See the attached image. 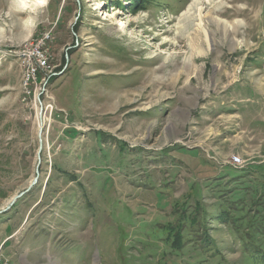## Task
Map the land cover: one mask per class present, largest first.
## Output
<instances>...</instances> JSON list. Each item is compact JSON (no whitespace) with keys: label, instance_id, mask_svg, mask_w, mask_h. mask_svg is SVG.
<instances>
[{"label":"rangeland","instance_id":"rangeland-1","mask_svg":"<svg viewBox=\"0 0 264 264\" xmlns=\"http://www.w3.org/2000/svg\"><path fill=\"white\" fill-rule=\"evenodd\" d=\"M39 1L0 0V264H264V0Z\"/></svg>","mask_w":264,"mask_h":264},{"label":"built area","instance_id":"built-area-1","mask_svg":"<svg viewBox=\"0 0 264 264\" xmlns=\"http://www.w3.org/2000/svg\"><path fill=\"white\" fill-rule=\"evenodd\" d=\"M39 43H40V41H38V43L36 45L39 46ZM36 45L32 49H36V51H37L39 49H38V47ZM31 55H32V50L29 51V55H28L29 58H30ZM45 60H46V57L44 56V54L41 53V54L38 55L37 60H35V62L38 65L39 63H42V64L45 63ZM33 72H34V69H33Z\"/></svg>","mask_w":264,"mask_h":264},{"label":"bare ground","instance_id":"bare-ground-1","mask_svg":"<svg viewBox=\"0 0 264 264\" xmlns=\"http://www.w3.org/2000/svg\"><path fill=\"white\" fill-rule=\"evenodd\" d=\"M22 1H31V0H22ZM39 4H44L45 3V0H40L39 2H38ZM186 16V15H185ZM188 17V20L191 18V16H190V14H189V16L187 15L186 16V18ZM166 39V38H165ZM166 41V40H165ZM46 61V60H45ZM43 64H46V63H43ZM28 65H30L31 66V62L29 61L28 62Z\"/></svg>","mask_w":264,"mask_h":264},{"label":"water","instance_id":"water-1","mask_svg":"<svg viewBox=\"0 0 264 264\" xmlns=\"http://www.w3.org/2000/svg\"><path fill=\"white\" fill-rule=\"evenodd\" d=\"M35 171H36V175H35V177L32 179L31 184L34 183V182L36 181V179H37L38 169L36 168ZM14 197H16V196H14Z\"/></svg>","mask_w":264,"mask_h":264}]
</instances>
